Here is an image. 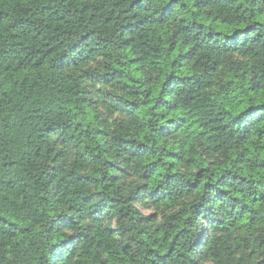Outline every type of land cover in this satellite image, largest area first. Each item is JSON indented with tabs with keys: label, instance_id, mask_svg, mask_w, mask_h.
Wrapping results in <instances>:
<instances>
[{
	"label": "trees",
	"instance_id": "16d2710c",
	"mask_svg": "<svg viewBox=\"0 0 264 264\" xmlns=\"http://www.w3.org/2000/svg\"><path fill=\"white\" fill-rule=\"evenodd\" d=\"M0 264H264V0H0Z\"/></svg>",
	"mask_w": 264,
	"mask_h": 264
}]
</instances>
